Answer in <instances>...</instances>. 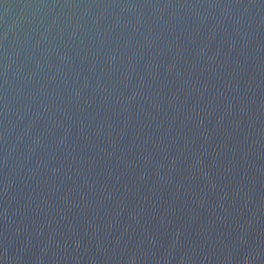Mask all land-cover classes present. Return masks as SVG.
Segmentation results:
<instances>
[{"label":"water","instance_id":"95a60500","mask_svg":"<svg viewBox=\"0 0 264 264\" xmlns=\"http://www.w3.org/2000/svg\"><path fill=\"white\" fill-rule=\"evenodd\" d=\"M0 264H264V0H0Z\"/></svg>","mask_w":264,"mask_h":264}]
</instances>
